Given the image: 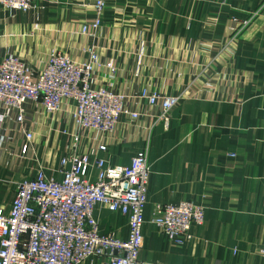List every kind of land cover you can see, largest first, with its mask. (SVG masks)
I'll list each match as a JSON object with an SVG mask.
<instances>
[{
  "label": "crops",
  "instance_id": "crops-1",
  "mask_svg": "<svg viewBox=\"0 0 264 264\" xmlns=\"http://www.w3.org/2000/svg\"><path fill=\"white\" fill-rule=\"evenodd\" d=\"M41 3V9L29 12L0 6V60L15 54L42 62L53 46L76 56L91 40L101 60L116 69L113 76L108 66L98 69L99 82L129 96L143 88L181 95L169 129L155 125L146 131L148 117L139 126L122 124L100 153L111 164L127 165L147 150L150 178L140 261L264 264V0H109L92 39L78 31L85 19L96 16L94 0ZM234 16L251 19L236 36L231 59L235 70L250 76L241 93L243 104L223 88L220 97L189 95L207 84L209 70L224 72L227 65L216 61L218 53L199 43L224 39ZM136 101L127 100L146 107L144 99ZM52 118L40 113L36 129L47 133L55 125ZM15 130L14 123L0 121V207L7 211L18 184L44 161L47 173L61 175L68 139L38 134L29 156L22 157L21 141L12 139ZM92 176H97L95 168ZM180 200L203 206L205 217L192 225L191 239L176 244L154 219L157 205ZM94 214L103 232L128 237L127 215L102 204ZM105 261L90 257L85 264Z\"/></svg>",
  "mask_w": 264,
  "mask_h": 264
},
{
  "label": "built area",
  "instance_id": "built-area-1",
  "mask_svg": "<svg viewBox=\"0 0 264 264\" xmlns=\"http://www.w3.org/2000/svg\"><path fill=\"white\" fill-rule=\"evenodd\" d=\"M43 1L0 0V6L29 12L41 9ZM108 2L94 0L96 16L82 22L80 34L90 39L96 35ZM250 21L234 16L224 39L199 43L215 50L216 61L227 66L223 73L209 70L207 84L196 85L198 90L189 95L220 97L223 88L243 104L241 93L250 76L235 70L231 59L233 42ZM81 53L86 56L80 58ZM103 66L114 75V65L101 60L91 40L78 48L76 56L53 46L42 62L15 54L0 60V121L16 125L12 139L16 144L21 141L22 157L29 156L38 134L47 140L68 137L60 158L61 175L47 173L44 161L34 175L18 184L9 211L0 207V264H85L90 257L106 259L103 264H163L139 259L150 178L147 150L136 153L127 165L111 164L100 153L108 149L122 124L139 126L148 117L146 131L155 125L169 129L181 95L143 88L129 96L98 81L96 72ZM129 99L135 103L144 99L146 107H133ZM40 113L53 117L55 125L47 133L36 129ZM93 168L97 170L95 179ZM99 204L127 215L126 239L101 230L94 214ZM156 209L154 221L176 244L191 239L192 225L201 224L205 217V208L190 200L159 204ZM261 253L264 256V246Z\"/></svg>",
  "mask_w": 264,
  "mask_h": 264
}]
</instances>
